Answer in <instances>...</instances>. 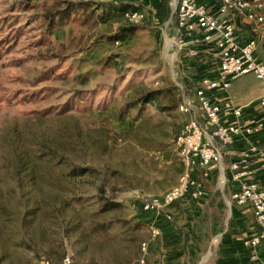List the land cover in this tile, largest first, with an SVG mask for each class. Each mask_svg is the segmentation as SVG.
Returning a JSON list of instances; mask_svg holds the SVG:
<instances>
[{"label": "rangeland", "instance_id": "rangeland-1", "mask_svg": "<svg viewBox=\"0 0 264 264\" xmlns=\"http://www.w3.org/2000/svg\"><path fill=\"white\" fill-rule=\"evenodd\" d=\"M125 5L0 0V264H85L83 234L102 218L137 226L141 245L151 234L144 198L184 170L176 138L190 117L179 106L195 97L189 55L167 44L171 7L143 4L146 18L132 24ZM68 6V17H45ZM148 90L159 93L144 102ZM109 199L121 204L102 212Z\"/></svg>", "mask_w": 264, "mask_h": 264}, {"label": "crops", "instance_id": "crops-1", "mask_svg": "<svg viewBox=\"0 0 264 264\" xmlns=\"http://www.w3.org/2000/svg\"><path fill=\"white\" fill-rule=\"evenodd\" d=\"M198 1L204 2L210 9L218 8L219 0ZM178 2L138 0V6L144 11L142 5H147L158 14L168 12L171 7V16L175 17L176 23ZM230 16L236 23L238 39L245 42L249 37H255L258 41L255 56L258 60H264L263 24L248 20L244 12H231ZM201 36L199 31L181 36L177 27L173 34L167 36L169 49L180 54L185 55V49L200 47L198 56H185L189 62L186 76L195 89L203 76L214 78L218 75L219 57L215 44L203 41ZM263 93L264 80L253 73L233 79L226 89L215 88L211 91L213 100L222 107L225 122L235 120L232 109L241 106L240 119L255 128L249 133L235 136L233 143L224 149L222 161L216 167H201L193 171L204 182L205 194L202 198L195 199L188 195L161 210L149 211L148 225L151 229L159 228L160 232L147 238V264H264V244L252 248L244 240L261 229L253 208L231 199L234 189L251 179L264 188V162L259 156V151L264 150V110L258 103ZM202 121L208 137L216 142L211 136V126L204 117ZM259 122L262 123L261 127L257 126ZM243 156L247 157V162L241 163L240 168L250 170L251 174L237 178L230 164L240 161Z\"/></svg>", "mask_w": 264, "mask_h": 264}, {"label": "built area", "instance_id": "built-area-1", "mask_svg": "<svg viewBox=\"0 0 264 264\" xmlns=\"http://www.w3.org/2000/svg\"><path fill=\"white\" fill-rule=\"evenodd\" d=\"M132 3L124 9L123 16L129 23L137 24L144 20L146 13L138 6V0H121ZM137 4V5H136ZM217 10L210 9L204 2L198 0H179L176 12V27L179 34L192 35L199 31L201 39L215 44L217 56V76L211 78L203 76L199 86L195 89V97H189L180 104L179 109L188 113L190 117L183 124L182 132L176 138L184 170L180 173L178 181L160 195L152 194L143 200L142 208L146 211L161 210L170 203L184 199L190 195L200 199L205 194L204 182L193 174L197 168H214L222 161L223 151L233 143L235 136L249 133L255 127L244 123L240 117L242 107L235 106L232 113L235 120L225 122L222 118V107L219 102L213 100L211 91L215 88L226 89L231 81L239 76L253 73L258 79L264 80V60H258L255 56L258 41L255 37H249L241 42L237 37V26L231 12H244L248 20L263 24L264 2L260 0H219ZM183 43V40H181ZM185 54L198 56L200 47L185 49ZM259 106L264 110V93L258 98ZM211 126L212 141L208 137L207 128L202 118ZM258 127L262 123L257 124ZM259 156L264 162V150L259 151ZM247 162L243 156L240 161L230 164L235 177L240 178L250 175V170L240 168L241 163ZM231 199L239 204H249L253 213L261 225L260 231L245 238L246 245L256 247L264 244V188H260L253 179L234 189ZM160 229L153 227L151 237L156 236ZM149 240H143L142 253L135 262L128 264H147ZM37 264H57L51 262L46 256H41ZM58 264H74L71 255L62 258Z\"/></svg>", "mask_w": 264, "mask_h": 264}, {"label": "trees", "instance_id": "trees-1", "mask_svg": "<svg viewBox=\"0 0 264 264\" xmlns=\"http://www.w3.org/2000/svg\"><path fill=\"white\" fill-rule=\"evenodd\" d=\"M122 3V2H121ZM130 5L122 6V9L128 8ZM73 8L66 7L62 11H46L45 17L50 21L56 17L65 18L72 14ZM264 11V10H263ZM133 27H128L129 29ZM264 27V20H263ZM128 29L126 28L125 31ZM118 33L116 36H120ZM264 39V33H263ZM159 90H148L142 98L144 102H149L150 99L157 96ZM85 169H80L74 167L72 170L73 174H82ZM104 177L97 179L99 185L104 184L106 180ZM120 201L116 200H106L103 204L102 212L107 210L110 206L120 205ZM118 222H121L119 220ZM115 219L112 218H102L93 222L88 230L89 232L84 235L86 243L93 247L92 253L87 257L85 264H126L132 262V260L137 259L142 245H140V233L138 232L137 226L134 228H126V223H120L117 229H114ZM78 224L74 227L78 228ZM83 233V232H82ZM109 244L111 247L106 248Z\"/></svg>", "mask_w": 264, "mask_h": 264}]
</instances>
